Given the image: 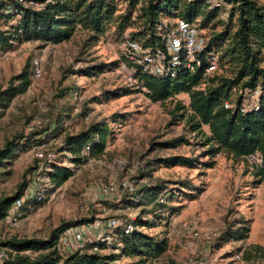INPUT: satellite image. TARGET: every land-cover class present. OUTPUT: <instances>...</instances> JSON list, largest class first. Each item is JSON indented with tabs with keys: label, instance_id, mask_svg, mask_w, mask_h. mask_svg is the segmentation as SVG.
Wrapping results in <instances>:
<instances>
[{
	"label": "rangeland",
	"instance_id": "1",
	"mask_svg": "<svg viewBox=\"0 0 264 264\" xmlns=\"http://www.w3.org/2000/svg\"><path fill=\"white\" fill-rule=\"evenodd\" d=\"M87 36L88 32L76 30L67 41L57 44L22 41L0 53V88L25 64L30 71L34 63L40 69L39 77L30 73L27 90L14 97L3 110L0 146L15 134L44 137L42 143L21 142L19 145L24 147L18 148L6 164L0 180L2 193L13 192L25 178L28 180L25 194L32 191L35 181L37 187L43 188V196L40 202L22 210V216L18 214L13 223L2 224L0 238L14 235L44 239L57 225L87 217L93 221L109 217L119 222L133 220L141 214V209L153 208L152 204L131 206L125 204V199L136 201L141 186L161 181L166 189L161 203L170 195L168 206L156 211L159 216L152 227L141 230L150 235H164L167 247L148 264H185L191 257L204 258L208 264H264V178L256 183L254 157H233L223 151L209 155L203 138L188 129L185 118L171 121L173 105L177 101L187 105L186 94L179 93L163 102L150 101L144 88L127 84L118 70L124 44L115 40L110 31L94 42L86 40ZM96 63L106 65L102 72L86 75L81 71ZM71 87L79 91L77 102L70 96ZM121 87L130 89L128 94L106 96L107 91ZM63 111H68L70 116L62 120L58 132L53 129L54 118ZM100 120L110 130L104 153L73 166L57 149L62 143L61 131L77 132ZM201 129L207 134L205 126ZM176 137H183L186 142L171 148L163 145ZM38 151L50 154L46 161L72 169V175L53 190L39 167L44 160L37 161L34 156ZM174 155L194 161L191 166H162L153 162L155 158ZM29 168L35 169L26 173ZM120 181H125L131 190L118 186ZM107 183L117 187L105 194L99 188ZM143 217L154 216L144 213ZM82 224L88 223L74 224L71 228ZM238 225L246 228L245 238L224 242L218 239L228 226ZM186 227L195 230L201 240L185 244L190 239ZM88 230L86 236L90 239L97 233L105 234L98 229ZM110 240L109 236L104 242ZM59 248L61 253L70 250L61 240Z\"/></svg>",
	"mask_w": 264,
	"mask_h": 264
},
{
	"label": "trees",
	"instance_id": "2",
	"mask_svg": "<svg viewBox=\"0 0 264 264\" xmlns=\"http://www.w3.org/2000/svg\"><path fill=\"white\" fill-rule=\"evenodd\" d=\"M161 20L165 23L158 32L155 24ZM170 20L193 24L197 36L205 40L202 49L195 54L199 65L193 70L185 67L182 53H179L176 65H168L166 39L175 26L174 21L169 23ZM76 30L88 32L86 40L91 42L110 31L115 40L124 44L121 62L135 68L137 85L144 88L150 101L163 102L179 93L186 94L187 105L177 101L170 111L171 121L185 118L188 129L203 138V144L207 145L205 151L211 156L220 151L233 157L257 155V161L252 165L253 175L257 178L256 183L264 178V0H47L40 9L22 6L15 0H0V53L22 41L43 44L67 41ZM129 43H136L140 50L147 51L149 57H161L163 67H170L169 70L160 75L146 72L141 52H134ZM210 52L217 55V67L212 73L205 74ZM105 67L103 63H96L81 71L95 75ZM30 73L28 64H25L0 88V116L14 97L27 90L31 83ZM129 90L117 88L107 91L106 96L118 97L128 94ZM253 91L257 94L250 99ZM223 101L228 102V107L222 105ZM63 112L54 118L53 129L58 132L62 120L70 116L68 111ZM202 126L207 128V134ZM61 133L62 143L57 149L75 166L87 159L101 157L110 130L105 121L100 120L88 123L77 132L63 130ZM31 140L42 143L44 137L40 135L36 139L33 135L15 134L3 141L0 146V180L6 164L18 148L24 147L19 144ZM183 142H186L183 137H176L163 145L171 148ZM85 147L87 151L83 154ZM42 160L39 167L50 190L59 187L72 175L70 167L45 158ZM193 161L182 155L153 159L162 166H191ZM34 169L29 168L26 173H32ZM27 183L28 180L22 178L13 192L0 191V226L6 224L5 218L16 201L20 202L13 210L15 217L22 216V210L31 203L41 201L42 197L36 200L26 196ZM165 190L160 181L141 186L136 201L125 199V204L131 206L152 204L153 208L141 209V214L133 220L120 221V225L109 232L111 240L108 243L93 240L81 248L61 253V234L71 225L93 221L87 217L57 225L44 239L14 235L0 238V264H148L163 254L167 240L164 235H150L141 228L152 227L155 217L159 216L156 211L168 206L166 202L170 195L161 203ZM168 209L174 210L172 207ZM144 213H151L153 219H145ZM127 223L131 229H126ZM246 234L243 225L228 226L218 239L239 241Z\"/></svg>",
	"mask_w": 264,
	"mask_h": 264
},
{
	"label": "built area",
	"instance_id": "3",
	"mask_svg": "<svg viewBox=\"0 0 264 264\" xmlns=\"http://www.w3.org/2000/svg\"><path fill=\"white\" fill-rule=\"evenodd\" d=\"M17 3H19L22 6H29L33 9H40L42 8L43 4L47 2V0L44 1H37V0H15ZM165 23L164 20L158 21L155 24V30L159 32L162 25ZM175 26L173 27V30L170 32V35L166 39V50L167 54L169 56L168 65L174 66L178 63V55L179 53H182L184 59H185V67L189 70H193L194 66L199 65V60L197 57H195V54L198 53L204 44V39L201 37H198L196 34V30L193 24L182 21V20H175L174 21ZM129 47L133 49L134 52H141L142 58L141 61L144 62L143 69L152 75H160L168 71L170 67H163V64L161 62V57H149L147 54V51L140 50L139 46L136 43H129ZM129 59L132 58V56H128ZM217 55L215 52L208 53V56L206 58V67L204 68V73L209 74L215 71L217 67ZM140 61V62H141ZM118 70L121 73L122 77L124 78L125 82L127 84L135 83L137 85L136 79L134 77L135 68L127 66L124 62H120L118 65ZM31 73L33 77H39L40 76V69L38 68L37 64L34 63L32 65ZM173 73L170 71V75ZM257 92L253 91L251 95H249L250 99H253L256 96ZM70 96L71 98L77 102L80 99L79 91L76 88H73L70 90ZM222 105L224 107H228V102L223 101ZM87 151V147L83 150V154H85ZM35 158L37 159H46L50 154L44 155L41 151L34 153ZM255 161H257V155H254ZM49 160V159H48ZM35 181L32 182V191H29L26 193V196L32 197L33 199L39 200L42 197V188L37 187L35 185ZM118 186L120 187H127L131 190V188L127 185L125 181H120ZM117 185H113L111 183H107L106 185H102L99 190L103 193H110L116 189ZM20 201H16V203L13 204L8 216L5 218L6 222L13 223L16 219V217L13 214V210L19 205ZM131 220V219H130ZM117 225H120V222L116 219L109 217L106 218L103 221H93L88 224H82L77 227H68L64 232L62 233V237L60 238L61 242L64 243L65 246L69 247V249H77L81 248L85 243L91 242L93 240H106L109 238L108 233L110 232L114 227ZM126 229H131L130 223H127ZM98 229L102 232H105V234H96L94 238L90 239L86 236L88 233V229ZM186 230L189 234V241L187 240L185 244L194 243L195 241L201 240L200 235L193 230L191 227H186ZM2 256V252H0V257ZM185 264H208V261L204 258H195L191 257L186 260Z\"/></svg>",
	"mask_w": 264,
	"mask_h": 264
}]
</instances>
